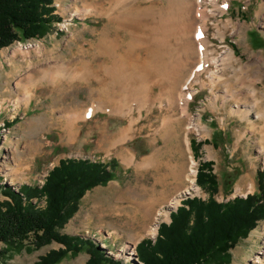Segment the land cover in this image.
Segmentation results:
<instances>
[{
    "label": "rangeland",
    "instance_id": "1",
    "mask_svg": "<svg viewBox=\"0 0 264 264\" xmlns=\"http://www.w3.org/2000/svg\"><path fill=\"white\" fill-rule=\"evenodd\" d=\"M94 1L55 0L54 15L60 19L46 37L0 50V185L16 191L23 185L42 187L52 169L66 159L116 162L115 178L88 190L60 233L91 238L107 255L126 263L143 264L136 252L140 242H156L161 223H170L172 212L184 200L209 199V190L197 181L206 163L213 164L217 177V201L259 193L260 173L264 172V77L255 76L251 84L238 75L246 73L244 66L254 62V58L264 62V0H209L203 4L209 18L210 55L217 61L211 71L218 66L219 76L211 80L208 72L200 73L199 82L190 90L194 95L188 106L185 97H180L184 83L179 92H169V84L159 82L151 87L149 107L140 109L137 95L129 103L133 110L126 114L105 106L98 90L102 84L69 80L64 75L67 71L86 73L91 52L96 51L93 47L102 43L100 34L108 17L91 15L92 8L87 6ZM114 1H122L121 9L127 10L164 0ZM114 1L97 2L110 14ZM240 23L243 27L237 25ZM229 53L234 54L235 60H230ZM203 61L197 60L194 66ZM96 62H103L101 55ZM57 74L62 77L53 83ZM96 74L103 76L101 69ZM202 82L207 85L202 86ZM166 91L169 93H163ZM261 102L262 107L256 108ZM239 105H248L252 110L238 112ZM92 109L98 112L88 119L75 120ZM131 121L133 138L117 143L118 134ZM165 126L180 133L182 141L188 140L185 157L177 159L166 148L168 142L161 133ZM129 154L134 155V163L127 162ZM171 163H178L187 171L192 169L190 175L195 183L190 192L178 196L174 207L167 203L179 191L171 180H160V173ZM185 181L179 188L188 183ZM5 199L0 193V201ZM40 204L44 206L45 199ZM153 227L154 234H146ZM61 248L64 246L52 242L39 249L9 251L0 242V264H39L42 256ZM229 253L228 264H264V219ZM88 259L83 251L76 256L68 254L58 264H87Z\"/></svg>",
    "mask_w": 264,
    "mask_h": 264
},
{
    "label": "trees",
    "instance_id": "2",
    "mask_svg": "<svg viewBox=\"0 0 264 264\" xmlns=\"http://www.w3.org/2000/svg\"><path fill=\"white\" fill-rule=\"evenodd\" d=\"M55 0H0V50L17 42L46 37L53 23ZM213 164L206 163L198 184L209 190L208 200L188 198L159 227L156 242L144 239L136 248L143 264H228L229 251L264 219V172L259 193L228 202L214 198L218 181ZM112 168L109 170L108 168ZM116 162L61 160L42 187L23 185L18 191L0 185V242L7 250L39 249L52 242L64 246L40 258L39 264H58L68 254L85 251L87 264H130L106 254L91 238L60 233L78 210L85 193L116 176ZM40 203L45 199V205ZM6 250V251H7Z\"/></svg>",
    "mask_w": 264,
    "mask_h": 264
},
{
    "label": "bare ground",
    "instance_id": "3",
    "mask_svg": "<svg viewBox=\"0 0 264 264\" xmlns=\"http://www.w3.org/2000/svg\"><path fill=\"white\" fill-rule=\"evenodd\" d=\"M97 1L95 0L87 7L92 8V16L100 18L104 16L108 17V22L105 21L104 28L100 34L102 43L98 48L93 47L96 51L93 50L94 52H91L90 67H88V70L86 69V73L75 74L72 71H67L64 72V75L68 79L70 78L69 80L75 78L84 80L85 82L96 81L102 84L98 88L102 94V100L106 104L105 106L112 108L114 112L125 114L131 112L133 108L129 103L137 95H140L136 99L140 100L138 107L140 109L149 107L150 102H152L150 99L151 87L159 82L168 83L169 89L167 91L169 92H179L181 84L184 83L185 86L181 91L180 97H185V104L188 106L194 95L190 90L193 89L195 82H199L200 73L208 72L211 80L219 76L221 70L218 66L217 70L211 71V65L217 61L212 59L210 55L211 42L208 38L209 18L205 9L202 8V5L206 4L209 0H164L161 4L149 3L144 7H135L134 5L127 10L121 9L122 1L113 0L114 2L111 6L112 13L110 14L104 12L100 6V2ZM84 9L87 10V8ZM196 17L198 21L195 19ZM237 25L243 27L241 23ZM112 28L113 30H110ZM229 54L230 60H235L234 54ZM99 55L103 58L102 63L96 62V58ZM199 59H203L204 61L194 66V63ZM254 59V62L250 59L251 62L249 64L246 63L244 66L246 69L245 75L243 74L244 77L240 71V76L238 75V78H241L242 81L245 78L251 84H254L253 78L255 76L264 77L263 59ZM100 69L103 76L96 74V71ZM224 74L227 75V73ZM61 77V74H57L56 77L52 78L53 83H56ZM106 77H108V81L105 80ZM205 85L207 84L202 82V86ZM243 85L245 84L243 83ZM252 87L254 88V86ZM167 91L163 93H169ZM251 92L250 90L249 93ZM29 99L32 98L29 97ZM258 103L256 104V108L260 109L263 102ZM242 106H237L238 112L240 110L241 112H251L252 109L248 108V105L241 108ZM96 112H98L96 109H92L90 113L88 112V115L78 116L75 120L88 119L90 116L95 115ZM262 112L264 113V110ZM75 120L72 121L75 122ZM132 124L133 122L131 121L128 128L120 131L116 140L117 143H124L126 140L133 138L130 135L133 132ZM162 129L163 131L160 132L168 142V146H165L168 150H172L170 152L173 157L175 156L177 159L181 156L185 157L187 151H189L188 140L183 139L185 141H182L180 133L176 132L175 129L168 130L166 126ZM187 129L189 131V128ZM129 155L127 162L134 163V155ZM158 157L160 158V156ZM166 168L168 169L165 172L160 173L159 171L160 180H171V184L174 185L173 187L176 186L177 190L174 189L179 191L176 197L167 203L168 207H174L178 203V196L190 192L191 188L195 185L194 179L190 175L194 171L192 169L187 171L178 163L167 164ZM185 180L188 183L184 187L179 188L180 185L182 186L186 183ZM160 214L162 212H159L158 215ZM154 230L153 227L146 234L152 235L154 234Z\"/></svg>",
    "mask_w": 264,
    "mask_h": 264
}]
</instances>
